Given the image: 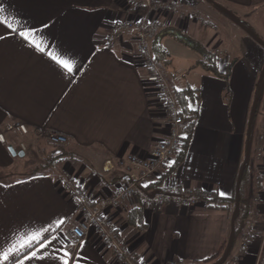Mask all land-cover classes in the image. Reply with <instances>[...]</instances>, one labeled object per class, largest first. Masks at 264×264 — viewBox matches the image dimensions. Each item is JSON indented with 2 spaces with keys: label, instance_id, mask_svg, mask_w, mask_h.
Masks as SVG:
<instances>
[{
  "label": "crops",
  "instance_id": "crops-1",
  "mask_svg": "<svg viewBox=\"0 0 264 264\" xmlns=\"http://www.w3.org/2000/svg\"><path fill=\"white\" fill-rule=\"evenodd\" d=\"M162 2L173 4L176 13L155 14L124 0H0L3 15L17 28L14 32L0 24V132L16 122L29 131L28 135L5 133L6 143L0 142V172L12 174L16 164L33 165L30 158L23 159L25 151L23 158L8 152V146L20 150V143L32 146L86 187L136 261L193 264L214 256L228 240L231 208L212 209L206 202L187 207L144 203L139 197L126 198L116 209L106 203L112 192L132 180L131 175H140L119 165L120 159L128 153L149 155L167 129L160 97L146 81L148 72L138 63L131 35L111 45L105 38L116 23L146 22L151 43L158 39L163 45L166 37L176 33L189 42L200 38L197 42L219 55L218 67L224 70L220 73L233 61L225 81L197 65L200 56L193 52L186 60L188 71L172 80L175 91H197L199 104L184 157L172 167L174 160L164 177L179 192L210 190L228 199L234 194L244 156L264 47L226 16L227 20L212 2L235 14L264 42V0H157L156 4ZM20 31H30L32 36L26 40ZM49 54L72 62L73 71L67 73ZM261 88L264 95V79ZM262 127L259 120L254 139L259 135L264 139ZM36 131L62 134L67 143L45 146ZM252 166L251 160L246 190L251 208L245 226L255 221L260 228L245 251L240 248L243 231L238 236L230 253L231 257L239 255L236 264H264V160L257 170ZM157 180L155 176L139 183L153 194ZM134 210L140 228L128 221ZM76 222V203L64 198L47 164L33 168L23 178L0 180V250L35 233L51 241L37 252L42 259L25 260L24 264H62L65 251L69 264H119L103 250L94 232L70 251L66 232ZM37 247L24 248L7 264H16Z\"/></svg>",
  "mask_w": 264,
  "mask_h": 264
},
{
  "label": "built area",
  "instance_id": "built-area-1",
  "mask_svg": "<svg viewBox=\"0 0 264 264\" xmlns=\"http://www.w3.org/2000/svg\"><path fill=\"white\" fill-rule=\"evenodd\" d=\"M124 2L145 7L155 14L159 11H165L169 14L176 13L173 4L162 2L157 5V0H124ZM126 34L131 35L138 63L148 72L146 81L153 85V93L160 97L161 107L166 118L167 133L164 139L151 150L149 155L128 153L120 159L119 165L126 167L128 170L135 169L140 175L139 177L131 175L132 180L112 192L106 203L111 208L116 209L126 198L139 197L144 203L161 204L167 202L183 207L199 206L211 197L212 192L210 190L199 192L196 189H189L179 192L168 186L164 180L166 168L172 165L182 147L184 137L182 132L183 119L174 92L168 86L164 75L153 58L150 28L146 22L138 23L133 20L119 22L110 26L105 42L111 45L122 41ZM6 132L29 134L27 127L19 122L7 125ZM35 136L46 140L51 145H64L67 143V138L56 132L44 134L42 131H36ZM0 142L6 143V136L3 132H0ZM19 149L26 151L27 146L20 143ZM41 159L44 164L49 166L64 198L76 203L77 222L66 232L68 249L73 251L85 239L87 234L94 232L103 250L109 251L119 264H142L133 258L128 245L116 237L112 221L102 211V208L93 202L86 187L81 182L74 181L69 173L60 171L57 168V162L51 156H45ZM155 176L161 180V186L155 193L150 194L146 187L139 182ZM256 228L257 223L255 221H250L246 225L240 241L242 250L248 249L250 239ZM239 258V255H234L232 263L236 264ZM168 264H177V262H169Z\"/></svg>",
  "mask_w": 264,
  "mask_h": 264
},
{
  "label": "trees",
  "instance_id": "trees-1",
  "mask_svg": "<svg viewBox=\"0 0 264 264\" xmlns=\"http://www.w3.org/2000/svg\"><path fill=\"white\" fill-rule=\"evenodd\" d=\"M212 3L225 16H227L229 18V16L224 11L225 8L221 7L220 5H218L214 2H212ZM242 22L247 29H250L244 21H242ZM151 45H152L153 58L157 63H161V62H163V60L165 61V59L168 58L167 52L162 47V45L158 39H155L154 41H152ZM188 45L191 49H193V51H195L200 56V59L196 62L197 65H199L202 69H204L205 71L209 72L210 74H212L218 78H222L225 81L228 80L229 70H230V67H231L233 61L227 64L226 71H225V73L222 74L219 72V69H218V62H219L220 58H219V55L215 51L208 50V49L204 48L200 43L195 42V41L189 42ZM259 76H260V74L258 75L256 84H255L254 97L259 93L260 89H262L261 84H262V81L264 78L261 81H259ZM174 94H175V98H176V101H177V104H178V107L180 110V114L182 116L183 123H184V129L182 131L184 137H183V143H182L181 150L178 153V155L176 156L175 163L172 167L177 166L184 157L185 151H186L187 146L189 144L190 135H191L193 128H194V125H195V119L197 116L198 104H199V98L197 96V91H193L191 89L176 90L174 92ZM254 97H253V99H254ZM260 101H261V98L258 102L257 110H258V106H259ZM257 110H256V114H255L253 123L251 125L250 132L247 133V131H246L245 144L247 143V141L251 143L250 159H249V162L245 166L243 177H242L241 183H240L239 209H238L237 215H236L234 222H233L234 241H233L232 250H233L236 238H238V236L243 231V225L245 224L246 220L250 216L251 204H250V201H248L249 197L246 194V190L248 191V188L250 185L249 169H250V163H251L252 154H253L252 151H253V145H254V128H255V119H256V115H257ZM244 151H245V148H244ZM243 161H244V156L242 158L240 166L243 163ZM238 172H239V170H238ZM237 176H238V174H237ZM237 176H236V180H237ZM160 181L161 180H157V182L153 184V186L157 190L159 189ZM235 185H236V181H235ZM146 190H148V188H146ZM206 206L208 208H212V209L231 208V215H232V212L236 206L235 188H234L233 196L228 198V199L220 197L219 195H217V193L212 192L211 197L206 200ZM137 213H138V211H135V210L132 211V213L129 216L128 221L130 224L136 225V226H138V228H140L142 225L138 224L139 223V217H138V219H135V218H137L136 217ZM227 243H228V240L224 241L220 250L214 256H212V257H210V258H208L202 262L193 263V264H213L214 262L219 261L223 255L225 249L227 248ZM232 250H231V252H232Z\"/></svg>",
  "mask_w": 264,
  "mask_h": 264
},
{
  "label": "rangeland",
  "instance_id": "rangeland-1",
  "mask_svg": "<svg viewBox=\"0 0 264 264\" xmlns=\"http://www.w3.org/2000/svg\"><path fill=\"white\" fill-rule=\"evenodd\" d=\"M225 18H227V17L225 16ZM227 20H229V19L227 18ZM231 24H232L231 26H233V28L237 29V27L233 23H231ZM198 40H200V38H198ZM198 40H196L195 42H197ZM188 42H189L188 38L180 37L177 33L175 36L170 35V36L166 37V39L163 42L164 47L167 49V51L166 50L165 51L167 52L168 58H166L165 61L163 60V62L157 63V64H158L159 69L161 70L162 74L164 75L168 86L170 87V89L173 92H175V90H174L175 86L172 83V80L173 79L178 80V79L182 78V76L186 73V70L188 67V64L186 63L187 57H189V55L192 56L193 52H195V51H193V49H191L189 47ZM201 45L204 47L203 44H201ZM218 69H219V72L224 71L221 67H218ZM263 103H264V95H262L261 101H260L259 106H258L256 119H255V125H256V123L259 122V120L263 122L262 130H264V110L262 108ZM5 133L7 134L8 132H5ZM41 141L42 142H40V144L41 143L45 144V146H46V144H48V142L46 140H41ZM15 147L17 148V146H15ZM31 148H32V146H27V149L25 151L27 155L23 159L30 158V160H32L31 162H33L32 163L33 165H28L27 164L28 162H26L25 164L24 163L23 164H16V167L11 171L12 174H9L7 172H0V180H2V181H6V180L13 181V180H16L19 178H23V177L31 174V172L33 171V168L44 164L41 158L43 156L45 157V155H42L39 150L35 151ZM42 150H43V148H42ZM252 152H253V154H252V165L254 166V169L257 170L256 167L263 164V160H264V139L261 135L257 136L254 139V145H253V151ZM258 171H260V169ZM261 173L264 175V171H261ZM252 174H254L253 171H252ZM254 175L258 176L259 174L258 175L254 174ZM248 201H250V203H251V196L250 195H249ZM245 224L243 225V230L246 227ZM259 228H257V229H259ZM237 242H238V239L236 238L235 246L237 245ZM228 260L230 261L231 264H233L232 263L233 257H231L229 255L227 258V261ZM227 261L225 264H228Z\"/></svg>",
  "mask_w": 264,
  "mask_h": 264
},
{
  "label": "snow or ice",
  "instance_id": "snow-or-ice-1",
  "mask_svg": "<svg viewBox=\"0 0 264 264\" xmlns=\"http://www.w3.org/2000/svg\"><path fill=\"white\" fill-rule=\"evenodd\" d=\"M5 9L3 7H0V24L5 25L8 29L11 31H17V28L13 26V24L3 15ZM19 35L24 39H29L32 36V33L30 31H20ZM35 44V41H32ZM35 46L40 50L44 51L43 48H41L38 44H35ZM50 58L55 61L58 65H60L61 68H63L67 73H71L73 71V64L69 60L61 59L57 57L54 54H49ZM221 195H224L221 193ZM59 223H63L62 221ZM44 231H47L45 229ZM55 239V237H53ZM51 241L47 240L46 237H43L42 233H35L30 234L23 242H18L17 244H14L7 249L0 250V264H7V262L12 258L13 256H19L20 252L24 248L32 249L34 245H38L37 249L35 251H31L30 254H26L23 259H18L16 261V264H24L25 260L30 259H42L43 257H40L37 255V252L40 249H46ZM69 256V253L65 251L63 253V257H61L62 264H69V261L67 257Z\"/></svg>",
  "mask_w": 264,
  "mask_h": 264
},
{
  "label": "water",
  "instance_id": "water-1",
  "mask_svg": "<svg viewBox=\"0 0 264 264\" xmlns=\"http://www.w3.org/2000/svg\"><path fill=\"white\" fill-rule=\"evenodd\" d=\"M225 13L229 16L230 20L236 25L238 26L240 29H242L243 31H245L255 42H257L258 44H260L262 47H264V42L263 40L251 29H247L242 20L240 18H238L235 14H233L232 12L228 11L227 9H224ZM264 78V66L263 69L260 73L259 76V81H261ZM262 96V89H260L259 93L254 97L253 101H252V105L250 108V112H249V116H248V121H247V133L250 132L251 130V125L253 123L255 114H256V110H257V105L258 102L260 100ZM250 149H251V143L247 141V143L245 144V151H244V161L241 164L240 168H239V172H238V176H237V180H236V185H235V203L236 206L232 212L231 215V230H230V235L228 238V243H227V248L225 249L222 257L220 258L219 261L214 262L213 264H224L228 258V256L231 253L232 250V246H233V241H234V228H233V222L234 219L237 215L238 209H239V201H240V183H241V179L243 177V173L245 170V166L246 164L249 162L250 159ZM8 152L12 155V156H18L20 158H23L25 156L24 151L22 150H17L12 146H8Z\"/></svg>",
  "mask_w": 264,
  "mask_h": 264
}]
</instances>
